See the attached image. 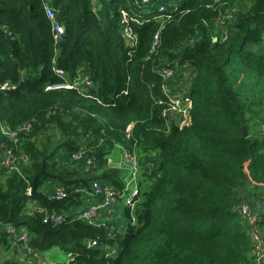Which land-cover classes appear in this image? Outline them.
<instances>
[{
    "label": "trees",
    "instance_id": "obj_1",
    "mask_svg": "<svg viewBox=\"0 0 264 264\" xmlns=\"http://www.w3.org/2000/svg\"><path fill=\"white\" fill-rule=\"evenodd\" d=\"M45 5L64 30L58 44ZM159 65L174 78L165 81ZM79 75L89 88L47 90ZM3 80L0 124L17 132V145L0 134V150L14 148L16 159L12 171L0 167V225L23 230L32 254L57 248L68 259L0 264H253L250 229L234 208L264 198V0H0ZM163 86L190 100L186 125L177 114L163 117ZM116 145L144 161L148 189L123 209L122 225L105 215L78 219L92 183L110 186L115 199L124 190L122 172L104 158ZM79 147L87 171L55 159L58 149ZM47 184L63 186L64 196L44 192ZM51 213L63 220L50 221ZM2 230L0 244L14 240Z\"/></svg>",
    "mask_w": 264,
    "mask_h": 264
},
{
    "label": "built area",
    "instance_id": "obj_2",
    "mask_svg": "<svg viewBox=\"0 0 264 264\" xmlns=\"http://www.w3.org/2000/svg\"><path fill=\"white\" fill-rule=\"evenodd\" d=\"M164 11L162 6H159V12L162 13ZM44 13L47 18V20L50 21L54 40L58 44L60 41H62V36L64 34V30L62 26L58 23L56 18V12L50 8L49 6L45 5L44 7ZM231 14L227 16V19L232 20V15L235 13V10L230 11ZM131 17L128 16V14L124 11L121 12V21L120 23L124 25L122 29V36L124 37L126 44L128 47H133L135 44V38L132 35L130 29L125 25ZM157 44V38H155V41L152 45V49L156 47ZM189 44H192V41H189ZM186 66H184L185 68ZM186 69V68H185ZM155 72L162 76L165 81H169L170 79L174 78L175 70H173L171 67H167L166 65H159L157 67V71ZM55 73L58 77H63L64 73L60 70H55ZM184 79L186 80V73L184 75ZM77 80H80V82L76 81L72 85L62 83L58 85H54L52 87L47 88V90H55V89H69L73 87H78L80 89H87L91 86V83L88 79L85 78H77ZM8 86V83L0 84V90H3ZM163 95L167 97L169 100V109L165 112H163V117L168 116L169 114H177L178 118L180 120L179 125L183 126L188 123V111L191 107V102L188 98L185 97H170L169 96V89L167 86L162 87ZM186 121V122H185ZM29 126L24 125L19 128V131H25L28 130ZM130 132V126L126 130V137L129 136ZM0 134L5 137L7 140L11 141L14 144V147L17 145V132L10 131L6 125L0 124ZM122 150V157L124 164L126 165L128 169V173L131 175L133 180V185L131 186V181L126 179H123L125 187L128 189H125L119 193V196L123 197L124 194H128L131 190V194L126 199L124 206L129 207L132 210L134 209L135 205L131 204V199L135 195L138 194V188L136 185V179L138 180V175L140 173V169H138V158L135 154L129 153L127 150ZM14 148L6 147L2 145L0 150V167L4 170H7L8 172L12 171L15 167L16 159L14 157ZM85 152L80 149L77 150L74 154L71 155L70 158H72L74 161L79 162L78 159L82 158L84 159ZM82 168L84 171H87L89 168H91V162L90 160L86 159L84 162H82ZM123 178V176H122ZM54 197L61 198V196H64L65 188L58 186V188L54 189ZM28 195H30V191L27 192ZM91 197L90 203L83 204L79 209L75 210V214H77L78 219H81L88 223H96L98 219H101L102 216H107L109 219L115 218L119 222V217L117 216V213L114 212V193L113 190L108 185L101 184L99 182H94L91 185V193L89 195ZM264 202H261L260 198L256 196L254 198V201L247 202V201H240L234 208V211L239 215L240 219L248 226L250 229V235L249 240L251 244V252L253 257V264H264V234L260 233L257 230V224L262 219V214L264 213ZM38 212H44L42 208L39 206L36 207ZM33 209V207H31ZM115 213V215H114ZM48 219L54 223H60L61 220H63L62 216L55 215L54 213H51L48 216ZM119 224H121L119 222ZM122 225V224H121ZM3 229V230H2ZM1 233L11 235L14 239L23 241L25 244L28 242V236L23 231H15L13 227L6 226L5 228H2ZM92 246H95V243L91 244ZM116 248H112L109 250V255L114 256L116 254Z\"/></svg>",
    "mask_w": 264,
    "mask_h": 264
},
{
    "label": "rangeland",
    "instance_id": "obj_3",
    "mask_svg": "<svg viewBox=\"0 0 264 264\" xmlns=\"http://www.w3.org/2000/svg\"><path fill=\"white\" fill-rule=\"evenodd\" d=\"M229 14H231V13L229 12ZM64 77H66L65 73H64L62 78H64ZM80 77L81 76L79 75L78 78H80ZM59 78H61V77H59ZM181 83L184 84V85L187 84L185 79ZM181 86H183V85H181ZM73 88L78 89V87H73ZM182 96L184 97V95H182ZM182 96H180V97H182ZM177 121L180 122L179 118L177 119ZM50 132H52V131H50ZM50 137H51L52 141H55L56 139L58 141V138L56 136V132H52ZM86 141L88 142L89 140L87 139ZM58 147H59V145L57 146V148ZM115 147H120V146L116 145ZM57 148H55V150ZM80 149L83 150V147H79L78 148V150H80ZM58 150H60V152H65V151H62V149H58ZM105 155L106 156L109 155V151L106 152ZM67 157H68V159L65 162H68V160H71L72 162H77V161H74L72 158L69 159V153H67ZM104 158L107 160L108 163H110L109 162L110 161V157H104ZM55 159L57 160V152L55 153ZM86 159H88V155L87 154H85L83 160H82V158L78 159L79 162H77V164H80V163L84 162ZM110 164H112L113 166H116L114 161H112ZM142 164H144V163H142ZM142 164L138 160V169L141 168L140 165H142ZM149 172H150V170H147L145 178L149 175ZM125 177L127 178V180L131 181V186H132L134 182L132 180L131 175L129 173H125ZM141 178H142V175H141ZM145 180L146 181H145L144 185H142L140 187L141 191H143L146 188L148 189V186H149L148 184H149L150 178L147 177ZM136 181H137V179H136ZM58 186H61V185L55 184V185L51 186L53 188L52 191H54V189L58 188ZM125 186L126 185L124 184V188L127 189ZM145 186H146V188H145ZM61 187H63V186H61ZM140 190H137L138 193L139 192L141 193ZM127 191H128V189H127ZM129 194H131V192L128 193L127 197L129 196ZM253 201H254V199L252 198V199H250L247 202H251L252 203ZM261 202H264V198H263V200ZM36 207H37V205L33 204V209H37ZM124 208H125V206L122 207V210L120 212L121 214H122V211H123ZM121 214L118 215L119 218H121ZM2 228H5V226H3ZM16 241H17V243H15V239L12 240L10 238V239H7L6 242H4L5 244H3V243L0 244V259L1 260L7 259V258H15V259L20 260V261H24L25 259H33V261H37V262L56 263V262H65L68 259V256L65 255L64 253L60 252L57 248H52L51 250H48V251L40 253V254H32V251L26 247V244L23 241H19V240H16ZM18 242H23V244L19 245Z\"/></svg>",
    "mask_w": 264,
    "mask_h": 264
},
{
    "label": "crops",
    "instance_id": "obj_4",
    "mask_svg": "<svg viewBox=\"0 0 264 264\" xmlns=\"http://www.w3.org/2000/svg\"><path fill=\"white\" fill-rule=\"evenodd\" d=\"M109 157H110V161L109 162L111 163L112 161H114L115 165H116L114 167H116L117 169H120V171L122 172L123 179H126V178H124L125 177V173H128L129 171H128L126 165L124 164L121 147H115L114 151L110 154ZM67 159H68V157H67V153L66 152H60V150H57V161L59 163H65V161ZM69 159H70V157H69ZM142 163H144V161ZM110 165H112V164H110ZM145 168H146L145 166L144 167L141 166V168H140V173L138 175V180L136 181V185H137L138 190H140V187L142 185H144V183H145V181H143L145 179V177H144V174H145L144 169ZM141 175H142V178H141ZM141 181H143V182H141ZM51 186H53V185H50V184L45 185L43 187L44 192H47V193L52 192L53 188ZM145 188H146V186H145ZM131 190L132 189H130V192H131ZM146 190H147V188L144 189V191H146ZM127 195L128 194H124L123 197L120 196L119 199H115V201H114L113 208H114V212L117 213V216L121 214L120 212L122 210V207H124V203L126 201L125 198H127ZM31 206H33V205H31ZM115 213H114V215H115ZM2 227L3 226L0 225V230L2 229Z\"/></svg>",
    "mask_w": 264,
    "mask_h": 264
},
{
    "label": "water",
    "instance_id": "obj_5",
    "mask_svg": "<svg viewBox=\"0 0 264 264\" xmlns=\"http://www.w3.org/2000/svg\"><path fill=\"white\" fill-rule=\"evenodd\" d=\"M241 133H242V137H247V135H248V133H247V131H246V128L245 127H242L241 128ZM32 193V192H31Z\"/></svg>",
    "mask_w": 264,
    "mask_h": 264
},
{
    "label": "clouds",
    "instance_id": "obj_6",
    "mask_svg": "<svg viewBox=\"0 0 264 264\" xmlns=\"http://www.w3.org/2000/svg\"><path fill=\"white\" fill-rule=\"evenodd\" d=\"M3 83H10L9 80H3V81H0V84H3ZM122 149V148H121ZM69 157H71V155H69Z\"/></svg>",
    "mask_w": 264,
    "mask_h": 264
}]
</instances>
